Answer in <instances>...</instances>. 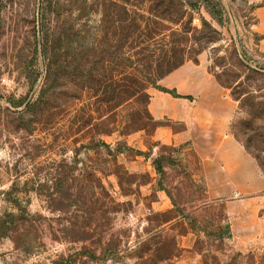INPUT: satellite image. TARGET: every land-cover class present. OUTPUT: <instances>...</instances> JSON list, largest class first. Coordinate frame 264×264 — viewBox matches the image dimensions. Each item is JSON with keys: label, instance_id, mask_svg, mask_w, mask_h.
I'll use <instances>...</instances> for the list:
<instances>
[{"label": "rangeland", "instance_id": "rangeland-1", "mask_svg": "<svg viewBox=\"0 0 264 264\" xmlns=\"http://www.w3.org/2000/svg\"><path fill=\"white\" fill-rule=\"evenodd\" d=\"M260 6L0 0V264H264V193L221 197L149 108L222 86L264 175Z\"/></svg>", "mask_w": 264, "mask_h": 264}, {"label": "crops", "instance_id": "crops-1", "mask_svg": "<svg viewBox=\"0 0 264 264\" xmlns=\"http://www.w3.org/2000/svg\"><path fill=\"white\" fill-rule=\"evenodd\" d=\"M249 4H262L264 0H248ZM261 24L264 22L262 19ZM264 55V39L257 46ZM207 95L205 87H202ZM210 97L200 96L192 101L166 99L165 104L150 103L155 121L168 119L183 125V131L171 135V142H191L194 152L201 156L207 185L221 186V197L241 195L246 197L264 193V175L254 158L231 132L233 120L239 111V100L227 96L224 88L213 87ZM180 104L185 112H176ZM165 132V131H164ZM209 168V169H208Z\"/></svg>", "mask_w": 264, "mask_h": 264}, {"label": "trees", "instance_id": "trees-1", "mask_svg": "<svg viewBox=\"0 0 264 264\" xmlns=\"http://www.w3.org/2000/svg\"><path fill=\"white\" fill-rule=\"evenodd\" d=\"M159 91L163 92V93H166L168 95H170L172 98H176V99H186L188 101H192V97L191 96H180L178 95L174 90L172 91H168V90H165V89H160ZM237 100V99H235ZM238 140V139H237ZM240 142V141H239ZM242 144V143H241ZM243 145V144H242ZM244 149L254 158V160L256 161L257 165H258V162L256 160V157L253 156V154L247 149V147L245 145H243ZM259 167V165H258ZM161 171V170H160Z\"/></svg>", "mask_w": 264, "mask_h": 264}]
</instances>
